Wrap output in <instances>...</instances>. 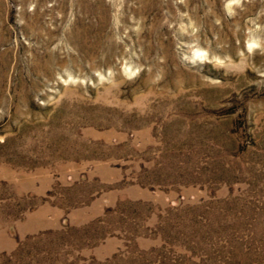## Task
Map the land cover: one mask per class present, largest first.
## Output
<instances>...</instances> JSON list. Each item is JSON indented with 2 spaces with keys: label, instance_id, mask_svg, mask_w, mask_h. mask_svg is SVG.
Instances as JSON below:
<instances>
[{
  "label": "rangeland",
  "instance_id": "374dc122",
  "mask_svg": "<svg viewBox=\"0 0 264 264\" xmlns=\"http://www.w3.org/2000/svg\"><path fill=\"white\" fill-rule=\"evenodd\" d=\"M0 264H264V0H0Z\"/></svg>",
  "mask_w": 264,
  "mask_h": 264
}]
</instances>
